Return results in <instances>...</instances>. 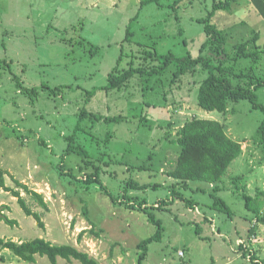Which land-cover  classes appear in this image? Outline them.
I'll use <instances>...</instances> for the list:
<instances>
[{"label":"rangeland","instance_id":"rangeland-1","mask_svg":"<svg viewBox=\"0 0 264 264\" xmlns=\"http://www.w3.org/2000/svg\"><path fill=\"white\" fill-rule=\"evenodd\" d=\"M175 1L0 0V60L7 61H0V167L7 186L18 190L44 223L41 228L0 187V212L15 220L0 219V238L43 237L71 244L98 264H137V244L156 232L158 220L161 239L148 243L142 264H253L252 253L264 264V223L245 207L240 193L264 191V153L252 139L264 117L260 109L245 99L229 102L225 113L202 109L197 92L207 71L175 78L173 64L161 73L135 76L121 91L97 90L87 97L88 90L107 83L119 57L122 69L131 61L141 64L144 49L159 55L199 53L205 32L198 19L218 0ZM212 21L230 50L246 40L249 49L264 47V20L249 0H233L231 10L218 11ZM248 65L249 59H240L239 67ZM254 71L264 77V54ZM256 94L264 105V86ZM83 109L95 116L122 117L81 121L74 143L83 146L87 157L66 152L65 137L73 133ZM192 117L220 121L230 137L242 141V153L229 165L220 190L200 180L183 187L167 174L179 152L176 131ZM92 171L98 181L86 184L83 179ZM237 175L243 177L236 189ZM14 179L41 194L47 208ZM180 195L196 205L189 208ZM215 195L230 214L211 206ZM124 198L144 201L146 207L132 208ZM261 201L264 215V195ZM0 264L51 263L46 256L29 262L3 249ZM57 264L81 263L58 257Z\"/></svg>","mask_w":264,"mask_h":264},{"label":"trees","instance_id":"trees-1","mask_svg":"<svg viewBox=\"0 0 264 264\" xmlns=\"http://www.w3.org/2000/svg\"><path fill=\"white\" fill-rule=\"evenodd\" d=\"M159 0H141V5L148 2H156ZM233 0H218L212 3L211 9L206 16L201 20L205 32V39L202 42L199 53L195 56L186 54L177 56L173 52L168 51L166 54L159 55L156 50L144 49L140 51L143 61L139 65H134L131 61L127 67L119 69L118 63L111 69L107 76V83L99 87H94L87 91V97H92L97 90L109 92L111 90L121 91L129 84L130 80L135 76L141 77L144 73L153 75L163 72L169 65L175 66L174 77L178 78L181 74L186 72H195L197 69L207 71V76L201 80L197 92V104L208 111H219L225 113L228 111L229 102H237L239 100H248L252 107L260 109L264 114V105L257 100V88L264 86V77L257 75L254 71V64L257 63L262 54H264V47L260 48L255 44L257 36H254L251 42L255 45L249 49L250 41H242L234 44L233 49L230 50L226 45V38L221 29L212 21V18L218 11L228 12L231 10ZM176 3L178 0L175 1ZM251 6L259 16L264 20V0H249ZM136 14L133 19H136ZM132 32L130 24L126 29L125 39L129 40ZM249 59L250 65L246 67H239L240 59ZM156 63H147L146 61H155ZM1 62H7L5 59ZM60 87V86H59ZM62 87V86H61ZM94 117V120H101L107 122L108 120L119 121L120 116H95L86 109L79 111L78 121L75 125L73 133L66 136L68 147L66 152L77 151L87 157V152L79 143H74L77 131L81 130V121L88 117ZM254 142L262 149L264 153V117L252 136ZM175 142L179 147V152L176 157L175 165L167 171L168 176L176 179V184H181L183 187H188V182L191 180H200L214 183L213 189L220 190V184L225 175L229 165L233 160L239 157L242 153V146L239 140L230 137L225 125L220 121L214 119H204L192 117L184 122L182 126L176 131ZM86 161L85 166L89 165ZM5 171L0 167V187L6 191H10L16 198L17 202L27 215L33 216L38 225L44 228V223L38 214L33 211L18 190L12 189L5 184ZM242 175H237L234 178L235 188L240 187ZM16 184L23 188V190L31 194L37 201L47 208L46 202L43 200L41 194L27 187L26 184L14 179ZM83 181L86 184H92L98 181L97 173L92 171L85 175ZM135 186H138L134 183ZM199 191L201 189H195ZM175 191V190H174ZM242 197L245 201V207L251 211L254 217L264 223V215H261L259 203L261 191L255 196H251L244 191ZM174 194V193H173ZM179 195V194H178ZM174 196H176L174 194ZM181 196V195H180ZM179 196V197H180ZM178 197V196H176ZM173 197V198H176ZM185 199L184 197H180ZM127 205L132 208L145 209L144 201L139 203H130L129 199H123ZM186 206L193 208L196 202L192 199H185ZM212 207L220 209L230 214V208L226 202L219 196H214ZM84 213L87 215L86 206H84ZM3 219L6 223H15L14 219H10L4 215ZM157 223V230L154 234L141 240L137 247L141 250L138 254V263L142 264L146 253L147 245L152 240L161 239V223ZM253 233V228L250 229ZM80 238V236H79ZM242 250L243 256H247V251L242 244L238 245ZM9 249L13 254L23 260L34 262L36 255L46 256L51 264H57V258L61 257L67 261L71 259L78 260L81 264H98L97 260L89 255L87 252L79 250L71 244H56L43 237H37L26 241H14L12 239L0 238V251ZM253 264H260L254 253L249 255ZM3 260V257H1Z\"/></svg>","mask_w":264,"mask_h":264},{"label":"built area","instance_id":"built-area-1","mask_svg":"<svg viewBox=\"0 0 264 264\" xmlns=\"http://www.w3.org/2000/svg\"><path fill=\"white\" fill-rule=\"evenodd\" d=\"M179 255H180V256H183L184 253H183L182 251H179Z\"/></svg>","mask_w":264,"mask_h":264},{"label":"water","instance_id":"water-1","mask_svg":"<svg viewBox=\"0 0 264 264\" xmlns=\"http://www.w3.org/2000/svg\"><path fill=\"white\" fill-rule=\"evenodd\" d=\"M0 217H1V218H3V217H4V215H3L1 212H0Z\"/></svg>","mask_w":264,"mask_h":264},{"label":"crops","instance_id":"crops-1","mask_svg":"<svg viewBox=\"0 0 264 264\" xmlns=\"http://www.w3.org/2000/svg\"><path fill=\"white\" fill-rule=\"evenodd\" d=\"M5 184L7 185L6 181H5ZM21 241V240H20Z\"/></svg>","mask_w":264,"mask_h":264}]
</instances>
